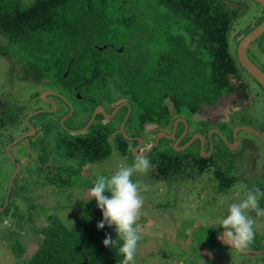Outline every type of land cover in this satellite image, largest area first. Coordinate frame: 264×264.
Returning a JSON list of instances; mask_svg holds the SVG:
<instances>
[{"label":"trees","instance_id":"16d2710c","mask_svg":"<svg viewBox=\"0 0 264 264\" xmlns=\"http://www.w3.org/2000/svg\"><path fill=\"white\" fill-rule=\"evenodd\" d=\"M235 10L229 11L215 0H33L28 3L0 0V36L3 38L0 54L16 62L17 71L27 82L46 84L51 80L50 89L58 93L53 95L55 100H60L61 95L74 102L82 100V104L86 100L91 103V112L99 104L111 112L117 104L127 100L120 110L126 107L132 113L127 120L126 114L119 126L124 119L125 130L147 140L139 151L142 152L155 144L159 132L172 133L178 118L195 121L210 114L212 120L222 117L218 119L221 122L248 105L249 85L239 73L236 56L229 51L231 22L239 18ZM147 14L154 19L150 27L143 21ZM262 20L263 14L256 25ZM157 34L160 36L155 38ZM149 55L154 58L148 59ZM139 64L141 68L136 70ZM77 94L82 99H78ZM118 99L120 102L116 104ZM119 112L111 121L101 118L98 128L95 130L94 123L91 126L94 129L87 133H66L59 129L60 124L54 125L50 119L42 126L40 138H44V143L40 142L38 148L44 150L39 156L43 165L49 162L47 148L51 142L57 146L56 156L60 162L72 165L70 174L63 169L62 176L52 177L50 182L66 189L83 186L87 201L73 216L66 215V209L61 213L53 208L45 225L38 230L41 238H37L38 246L28 259H21L25 253L21 242H13L11 249L21 260L19 264H118L123 259L116 248L103 245L106 233H110L113 240L117 234L114 226L97 228L103 219L102 211L94 198L89 200V191L99 175L111 176L125 167L121 165L125 159L130 165L134 162L135 155L127 141L121 144L125 138H118L115 133ZM29 120L37 129L33 120ZM116 150L119 159L115 165L101 169V164L113 159ZM151 151L145 155L155 163V168L151 169L155 177H171L180 185L190 180L193 186L216 164L212 156H200L190 162L162 155L163 150L151 157ZM60 162L54 161L52 165L59 166ZM75 165L77 168L73 169ZM89 166L97 170L96 175L90 176L96 177L94 182L80 179L83 174L89 176L86 172ZM215 177L219 196L228 193L236 180L225 169L216 170ZM132 180L142 192L156 184L143 185L138 173ZM171 180L166 188L173 187ZM260 187L264 207V183ZM146 205L144 208L150 207ZM140 216L138 227L143 224L145 213ZM183 225L185 230L179 234L180 238L185 241L194 237L193 254L206 257L208 252L200 247L197 239L200 223L190 220ZM254 230V242L248 249L259 253L264 260V238L258 235L255 225ZM140 243L141 239L139 247Z\"/></svg>","mask_w":264,"mask_h":264},{"label":"rangeland","instance_id":"374dc122","mask_svg":"<svg viewBox=\"0 0 264 264\" xmlns=\"http://www.w3.org/2000/svg\"><path fill=\"white\" fill-rule=\"evenodd\" d=\"M24 1L28 3L33 0ZM215 1L225 7L227 6L229 11L236 9L235 11L239 14L238 21L231 22L229 35V51L235 57L236 48L234 44L237 41L236 37L240 36L239 30L242 27L246 28L250 24H255L261 13L251 10L249 12L248 8L250 6L245 9L242 8L244 4L240 0ZM236 2L242 3V5H233ZM143 21L148 27L154 23V19L151 18L150 14L145 15ZM159 36L157 34L155 38ZM261 39L264 40V37ZM2 42L3 38L0 36V44ZM260 42L262 41L258 40L257 44L260 45ZM250 56L264 69V47H261L256 54L253 45ZM153 58V55L148 56L150 60ZM15 65L16 62L0 54V207L5 203L9 181L16 168L14 160L7 152V147L16 140L15 137L22 135L27 130L26 116L29 113H35L34 110L45 105L41 98L38 99L37 93L47 88L50 89L53 83L50 79V83L46 82V84L45 82L43 84L27 82V80L21 78L22 75L17 71V65ZM142 65L144 67L143 63ZM140 68V64L136 65V70ZM146 69L149 71L148 68ZM248 82L251 89L248 108L243 109L242 107L236 110L235 116L230 122L233 126L243 124V120H245L244 123H250L248 121L250 115L259 109L262 111L256 114L258 119L254 124L260 122L261 115L264 113V106L261 105L263 99L260 89L254 83ZM138 99H142L141 96H138ZM75 102L77 109L82 110L83 114L85 109L81 106L82 100H76ZM119 102L118 99L116 104ZM122 102H127V100ZM119 114L121 115L116 117L117 128L120 120L128 114V109L126 107L122 108ZM48 116L49 113H41L34 116V118L32 116L31 119L40 131L38 135L36 137L29 136L11 147V153L17 162L21 164V168L14 181L11 195L12 204L9 209L0 212V264L21 263V260L17 258L11 249L12 243L16 240H19L25 249L22 260L28 259L33 254L38 246L37 238L39 236L41 238L38 230L45 225L46 217L54 210L53 208L60 210L61 213H64L66 209L65 214L73 216L87 201L84 199L86 191L83 186L66 189L50 182L52 177L55 179L57 175L62 176V166L37 167L36 159L32 164L33 156L38 157L42 153L41 148L39 150L36 148L40 147V142L44 143V138H40V135L43 132L42 126L47 124ZM124 119L120 129L124 124ZM99 121L100 119L97 121L98 124ZM131 121L132 119H130V123ZM163 139L158 148L153 149L149 156L153 157L155 153L161 150H163L162 155H167L170 158H184L185 161L190 162L199 159L201 156L200 153L198 154V147L196 146L195 150L193 147L180 150L178 147H173L171 140ZM48 146L47 152L49 150V154H57V146L54 142L49 143ZM133 150L132 154L134 155ZM243 150L246 151L243 152ZM206 151H209V146L206 147ZM117 152H113L114 157L108 161V164L106 162L101 164V169L105 166L109 167L111 165L113 167L115 165L119 159ZM240 154L243 156L242 167L238 166L239 162L233 160V155ZM211 156L215 159L216 164L200 178L195 174V177L199 178L198 182L194 184L195 186H190L192 182L190 180L187 183L184 181L180 185L178 181L171 180V177L168 179H164V177L156 178L153 171L150 175L140 174L143 185L149 186L154 182L156 184L150 185L151 187L146 191H140L144 202H147V205L143 204L141 215L145 213L148 218L143 216V224L138 227L141 234V243L140 247H137L136 264H264V260H261L259 253L252 252L248 248L244 252H239L219 239L220 234L224 231L223 227L219 226V221L228 214L229 205L245 199L249 190H259L257 193L259 206L264 208L262 206L263 194L259 187L261 180L260 183H264V179H262L264 177V146L262 141L259 138L252 137V134L241 132L239 146L235 150L225 149L224 145L220 144ZM55 158L57 161L60 160L57 156ZM123 161L122 166H131L127 159ZM151 164L154 169L155 163L151 162ZM220 169L228 170L230 174L235 176L236 180L228 193H221L222 195L219 196L217 195L215 171ZM87 179L88 182H94L90 176H87ZM170 180L173 187L165 189ZM198 192L201 193L200 197L195 195ZM145 205L150 207L144 208ZM248 215L255 221L258 235L264 238V216H257L255 211H249ZM5 220H8L7 226L4 224ZM190 220L193 223L194 220L200 223L198 231L200 234L196 238L200 241V247L203 246L207 250L208 255L206 257L200 258L193 254L192 246L196 242L193 239L194 237L186 238L185 241L180 238L181 235L179 234H183V230H185L183 223ZM193 231H196V227ZM210 234H214L213 237ZM200 247L199 252L201 251Z\"/></svg>","mask_w":264,"mask_h":264},{"label":"clouds","instance_id":"9594fccd","mask_svg":"<svg viewBox=\"0 0 264 264\" xmlns=\"http://www.w3.org/2000/svg\"><path fill=\"white\" fill-rule=\"evenodd\" d=\"M41 92L44 93V92H56V91L50 89L47 91H40L38 93L42 94ZM53 95H55V94L50 93L46 96V98L48 96H53ZM61 97H62V95H61ZM45 100H47V99H45ZM53 103L56 104L55 102H53ZM123 103H125V102H123ZM121 104H120V106H121ZM122 105H124V104H122ZM71 107H72V110L74 111V106L72 105ZM119 110H120V108L118 109L117 112H119ZM117 112H116V114H117ZM131 113H132V110L129 109L126 120ZM256 117H258V116H256ZM67 118H68V116L64 118V121L62 123L63 125L65 124V121ZM26 126L29 127V125L27 123H26ZM125 126H126V124L124 121V124H123L121 130L128 135V131L125 130ZM241 126H243V125H241ZM36 132H37V129H36ZM241 132H243V131H241ZM176 133H177V131H176ZM25 134H22L19 137H21ZM19 137H17V138H19ZM32 137H35V136H32ZM24 139H26V138H24ZM24 139H22V140H24ZM141 139L143 140V144H142V147H143L147 140L144 138H141ZM162 139H163V137H162ZM162 139H160V142ZM135 140L138 141V138H135ZM126 141H127V143L130 142V140L125 138V140L121 144H126ZM18 143H16V144H18ZM137 145H139V141H138ZM128 147H129V145H128ZM153 147H154V145L147 148V150H152ZM36 149L39 150V148H36ZM36 157H37L36 155L33 156L34 159L32 158V164L35 161ZM204 158H207V157H204ZM39 159H41V158L39 157ZM60 160H58V161L60 162ZM48 163H47V166L49 165L48 167H51V165ZM15 165H16V162H15ZM42 166H44L43 163H42ZM52 166H54V165H52ZM59 166H62V168L67 171V173H69V174L71 173V167H72L71 164H69V163L66 164L65 161H62V162H60ZM86 166H88V164ZM76 168H77V166L75 165L73 169H76ZM151 169H152L151 161L145 154H143V151H142L135 156L134 162L131 166L120 167L119 170H117L111 176L99 175L97 177L95 183H94V186L89 191V197H90L89 200L94 198L97 202L98 208L102 211L103 219L98 222L97 228L102 230L105 228V225H107L109 227L114 226V230L117 234V238L115 240H113L111 234L106 233V238L103 240V245L105 247L117 249V254L123 257V259H121L118 262V264H136L135 257H136L138 242L141 239V234H140L139 228L137 226V221L141 215V209L143 207L144 200H143V197L141 196L140 188H139L138 184L133 182L132 177L134 174H137V173L138 174H147L151 171ZM19 172H20V170H19ZM19 172H18V174H19ZM86 172L89 174V176H93V175L97 174L96 168H93L90 166L88 167V170ZM100 174H101V172H100ZM83 178L87 179V176H85L83 174L80 179L83 180ZM90 178L93 180L95 179V177H90ZM262 179H264V178H262ZM260 182H259V187L261 185ZM163 188H165L164 185H163ZM168 188H170V187H168ZM168 188H165V189H168ZM260 189H261V187H260ZM11 192H12V190H11ZM106 192L110 193V195H105ZM258 192H259L258 189L256 191L249 190L246 193L245 199H243L240 202L230 204L228 207V214L226 215V217L222 218L219 221V226H222L224 229V231L220 234L219 239L223 243L229 245L230 248H234L235 250H237L239 252H244L254 242V238H255V230H254L255 221L249 217L248 212L249 211H255L257 216H264V208H261L259 206V200H258V196H257ZM10 196H11V194H10ZM7 207H8V205H7ZM4 224H5V226H7L8 220H5ZM120 241H122L123 243L120 244L119 243Z\"/></svg>","mask_w":264,"mask_h":264},{"label":"flooded vegetation","instance_id":"af4514ba","mask_svg":"<svg viewBox=\"0 0 264 264\" xmlns=\"http://www.w3.org/2000/svg\"><path fill=\"white\" fill-rule=\"evenodd\" d=\"M228 1H238V0H228ZM240 1H243V4H244V6H242V8L245 9L248 6H250L248 8L249 9V12H251V11L259 12V13L263 14V18H264L263 9H262V7L258 3L254 2V1H251V0H240ZM233 5H235V6L240 5L241 6L242 3H237L236 2V4H233ZM253 8H255V9H253ZM259 18H261V16ZM259 24L256 25V23H255V24H250L246 28H243L242 27L243 29L240 31L242 33L240 34V32H239L240 36L236 37L237 41L234 44L236 50H237V47H238L239 40L245 34H247L248 32H250L252 29H254ZM262 37H264V35H262L261 37H259L258 40L259 41H262V42H260V45H261V43H263L261 45V47H264V40L261 39ZM258 40L255 41V42H253L251 44L250 48L248 49V55H249L250 59L256 65H258V67H260L264 71V69L256 61H254L251 58V56H250V50H251V48H252L253 45H254V50L256 51V54L260 50L261 47H260V45L257 44L258 43ZM236 58H237V52H236ZM239 68L241 70V71H239V73H240L241 77L243 78L244 83L248 84L249 85V88H250V84L248 82V81H250V82L254 83L260 89V92L262 93V99H263V102H261V105L264 106V90L262 89V87L258 84V82L254 78H252L247 72H245L241 68L240 65H239ZM47 90H50V89H45L43 91H47ZM250 92H251V89H250ZM37 97H38V99L41 98L40 93L37 94ZM76 97L78 99H82V96H80V94H77ZM258 97H259V94H258ZM46 99L47 100H43L45 105H43L41 107H38L36 110L37 111H40V112H43V113H49V116H48L47 119L48 120L50 119L49 121L54 122V125H57V124L59 125L60 124L61 129H63L66 133H71V134H78L80 132L87 133L88 130H93L94 129V128L91 127L94 123L96 125L95 126V130L98 128L97 121L99 119H100L99 124L102 122L101 118H104V119H107V120H110V121L114 119V117L113 118L107 117V115H110L113 112V110L110 112V111L104 109V107H103L102 104H99V105H102L103 109L106 110L105 113L104 112L97 113L94 121L91 123V119H92V117L94 115V112H95L96 108L99 105H96L94 107V110L91 112V110H92L91 109V103L90 102H86V100H85V102H83V104L81 105L82 108L85 109V110H83L84 113L82 114V110L77 109L76 102H74L72 99L66 98L63 95H62V97H61L60 100H55L53 96H48ZM53 102H55L56 104L54 105ZM72 105L74 106V111L72 110V107H71ZM55 106H56V111H52ZM245 106L246 107L243 106V109L244 108H248L247 105H245ZM36 110H34V111L36 112ZM260 111H262V110L259 109L258 111H255V112H253L250 115V118H249L250 120H248V121H250V123H244L245 120H243V124L242 123L235 124L234 126L232 125V123H230L233 120V115H231L228 118V120H223L221 122H218V121H220L218 119H221L222 117H218L217 118V121H216V120H212V118H210V114H208L206 116V118L198 117V119L195 120V121L189 120V121H187V123H188V132L183 137V141L180 144L182 145L183 143L189 141L191 138H193V136H194L195 133L201 132L204 135V138H205V150H206V147L207 146H209V149L211 148V139L213 141L214 151L217 148H219L220 144L224 145L225 149H228L230 147L227 144H225V142L223 140H221V138H223L222 135L224 136V138H227L230 142H233L235 140V138H237V140L239 141L241 131H239L237 135H235L234 131H235V128L237 126L243 125V127H249V128H251V129H248V130L247 129H243V133L252 134V137L259 138L262 141V144L264 146V126H263L264 125V119H263L264 113L261 116L260 122L258 121L257 123L254 124V122H256L257 119H258V118H256V114L258 112H260ZM117 114H118V112H117ZM67 116H68V118L65 121V125H63L62 123L64 121V118L67 117ZM82 116H85V117H82ZM82 122L84 123V125L83 126H80L81 124H83ZM25 124H26V120H25ZM174 125H175V122H174ZM57 127H59V126H57ZM85 127H87L86 130L80 131V130L84 129ZM225 127H226V129H225ZM29 129L30 128L28 127L27 130L25 132H23V134L27 133L29 131ZM177 129L178 130H177L176 136L174 137L173 140H171L173 146H174L175 141L178 140V138H180L181 135L183 134L184 129H185L184 124L183 123H178ZM214 129L215 130L216 129L217 130L219 129L222 135L219 134V133L214 132L213 131ZM74 131H77V132H74ZM173 131H174V126H173L172 132ZM210 132H211V134H210ZM38 133H39V130H38V127H37V134L35 135V137L38 135ZM115 133L118 135V138L121 137V138H127L128 140H130V142H128L129 150L130 151H132L133 148L138 144V141H136L135 138H142L139 135L132 134V132H130V131H128V135H127L126 133H124L120 129V126L119 125H118V128L115 131ZM17 137H19V136H17ZM17 137H15V138H17ZM49 137L50 138H54V135H49ZM155 138H157V134H156V137ZM163 138H166V137H163ZM192 146L198 147V154H199L200 151H201V141L200 140H196L192 144ZM238 146H239V142H238ZM144 151H146V150H143V152ZM214 151H213V153H214ZM245 151L246 150H243V152H245ZM42 153H44V150H42ZM241 155L242 154L235 155V156L233 155V160H234V162H239L238 163V166H241L242 167L243 166V156H241ZM48 156H49V163L48 164L52 165L54 161L56 162V158H55L56 157V154H49V150H48ZM225 161H227V160H225ZM36 164H37L36 165L37 167L38 166H40V167H46L47 166V165L42 166V160L39 159V157L36 158ZM15 179H14V181H15ZM13 185H14V182H13ZM13 185H12V191H13ZM195 195L196 196H201V194H199V193H197ZM11 199H12V196H10V200H9L8 205L12 202Z\"/></svg>","mask_w":264,"mask_h":264},{"label":"water","instance_id":"95a60500","mask_svg":"<svg viewBox=\"0 0 264 264\" xmlns=\"http://www.w3.org/2000/svg\"><path fill=\"white\" fill-rule=\"evenodd\" d=\"M251 1H254L256 3H258L262 9H263V12H264V0H251ZM242 32H240L241 34ZM262 35H264V18L262 20V22L256 26L254 29H252L250 32H248L247 34H245L240 40H239V43H238V47H237V60H238V63L239 65L241 66V68L247 72L252 78H254L258 84L262 87V89L264 90V71L258 67V65H256L249 57L248 55V49L250 48L251 44L255 41L258 40L259 37H261ZM123 51L122 49H120V52ZM58 94L57 92H44L41 94V98L43 100L46 99V96L48 94ZM54 104V103H53ZM122 104H127L126 102L125 103H122ZM121 104V105H122ZM55 105V104H54ZM121 106L119 105L114 111L112 114L110 115H107V117L109 118H112L116 112L118 111V109L120 108ZM56 110V107L53 108L52 111H55ZM101 112H104L105 113V110L103 109L102 105H99L95 112H94V115L91 119V122L94 120L95 116L97 113H101ZM40 113V111H36L35 113L33 114H30L29 116L26 117V123L29 125V132H27L25 135L19 137L18 139H16L12 144H10L8 147H7V152L9 154V156L16 162V168H15V171L14 173L12 174L11 178H10V181H9V186H8V192H7V196H6V200H5V203L2 207H0V212L5 210L8 203H9V200H10V194H11V190H12V185H13V182H14V179L16 178L20 168H21V164L19 162L16 161V159L13 157L12 153H11V147L12 145L20 142L22 139L24 138H27L29 136H34L36 135V129L34 127V125H32L30 123V118L33 116V115H36ZM107 114V113H106ZM257 118V117H256ZM264 119V117H263ZM178 123H183L184 126H185V129H184V132L183 134L181 135L180 138H178V140L175 141L174 143V148H179L180 150H185L187 148H190V147H193L194 149H196V147L192 146V144L196 141V140H200L201 141V151H200V155L202 157H209L210 155H212L213 151H214V146H213V141L211 139V148L209 149V152H206L205 150V138H204V135L201 133V132H197L194 134L193 138H191L189 141L185 142L182 146H180V143L183 141V137L186 135V133L188 132V123L187 121L184 119V118H178L176 121H175V125H174V131L171 133V134H166L165 132H159L158 135H157V138H156V142L154 144V146H157L158 143L160 142V139H162V137H166V139H169V140H173L174 137L176 136V131L178 130L177 129V125ZM87 128V127H86ZM86 128L82 129L81 131L85 130ZM243 129H251L249 127H243V126H237L235 128V135L238 134L239 131H243ZM214 132L216 133H219L221 134L220 130L218 129H214L213 130ZM211 134V132H210ZM222 135V134H221ZM223 138H221V140H223L225 142V144H227L230 149L232 150H235L238 146V140L237 138H235V140L233 142H230L227 138H224V136L222 135ZM138 141H139V145L137 147L134 148V155L136 156L137 154H139V150L141 149L142 147V144H143V140L141 138H138ZM151 150H147L145 152H143V154H147L148 152H150Z\"/></svg>","mask_w":264,"mask_h":264}]
</instances>
